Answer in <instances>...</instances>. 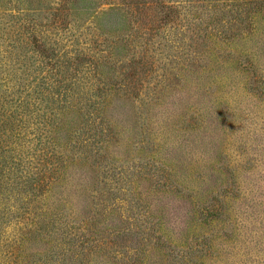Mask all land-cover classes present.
Returning a JSON list of instances; mask_svg holds the SVG:
<instances>
[{
    "label": "rangeland",
    "instance_id": "obj_1",
    "mask_svg": "<svg viewBox=\"0 0 264 264\" xmlns=\"http://www.w3.org/2000/svg\"><path fill=\"white\" fill-rule=\"evenodd\" d=\"M0 264H264V0H0Z\"/></svg>",
    "mask_w": 264,
    "mask_h": 264
}]
</instances>
